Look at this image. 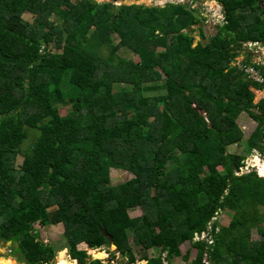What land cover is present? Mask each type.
<instances>
[{
	"label": "trees",
	"instance_id": "trees-1",
	"mask_svg": "<svg viewBox=\"0 0 264 264\" xmlns=\"http://www.w3.org/2000/svg\"><path fill=\"white\" fill-rule=\"evenodd\" d=\"M217 1L222 26L195 43L192 27L206 18L192 5L0 0V240L18 241L29 264L55 258L38 223H62L79 264H89L79 244L100 249L111 238L134 263L130 236L143 252L162 248L147 264L187 241L194 264H264V161L238 175L247 157L228 149L244 141L238 121L249 113L258 127L246 141L264 153V85L237 64L245 44L264 46V0ZM114 33L138 62H115ZM114 170L133 178L114 185ZM136 208L143 214L132 218ZM204 232L214 245L195 240Z\"/></svg>",
	"mask_w": 264,
	"mask_h": 264
},
{
	"label": "rangeland",
	"instance_id": "rangeland-1",
	"mask_svg": "<svg viewBox=\"0 0 264 264\" xmlns=\"http://www.w3.org/2000/svg\"><path fill=\"white\" fill-rule=\"evenodd\" d=\"M100 3L104 2H111V0H96ZM146 4L148 7L151 6H160V5H168L170 3L175 4H185V5H192L200 15L206 18V21L204 24L200 23L196 26H193V32L191 35L195 39V43H198L199 41H202L203 43H206L208 41H211L213 37L217 34L218 30L222 26V22L220 20L223 19V7L219 4L217 0H117L114 4L116 5H142ZM23 17L28 21H33L34 16L30 12L24 13ZM52 19L55 20L59 24H63L64 19L63 16L54 13L52 15ZM203 26L204 33L206 35L205 39L203 40L200 36V27ZM111 40L115 46H118L121 42V37L114 33L111 35ZM50 49L52 51H61L60 48L56 47L55 43H53L50 46ZM246 53H249L251 56V60L254 62L258 55H262V52L259 51V47L250 46L249 48L245 49ZM159 52L164 51L163 48L158 49ZM253 51V52H252ZM262 51H264V48H262ZM97 52L99 54H102L101 56L104 58H107L109 56V50H105L104 48L97 49ZM240 54H243L241 52ZM120 59H126L131 60L134 62H138L139 56L132 52L131 49L127 47L118 46V48L115 51L114 54V60L115 62H118ZM240 62L245 61L246 58L241 55L239 57ZM164 78V76H163ZM164 80H161L159 84H162ZM121 89H127L124 85H118ZM129 88L131 86H128ZM158 95L160 94V91L152 92L147 95ZM262 98H264V90L260 91V95L257 96V102H259ZM67 108L64 107L62 109V114H66ZM255 113H259L258 109L253 110ZM239 125L243 129L244 132V141L241 142L238 145L230 146L229 152L234 154H239L242 156L247 157L246 159V167L243 168L241 173H238V175L243 174H250L254 170L258 169L257 165H259V160L264 161V153L261 150H255L252 147L248 145V140L253 132L258 127L257 121L249 114V113H243L239 119ZM33 142L31 138H29L25 144L27 146L29 143ZM23 162V157L20 155L18 156L17 163L18 165H21ZM259 163V164H257ZM176 166L175 162H171L168 165V170L174 169ZM133 176L129 172L124 171H113L112 173V180L114 185H118L120 183H124L132 179ZM55 209V207H51L50 210ZM129 214L132 218L140 217L142 216L143 212L141 208H136L134 210H130ZM231 216V213L229 211L222 212L220 214V223L226 224ZM34 231L39 233V240L43 242L44 245H49L54 249L55 258L53 259L52 263L54 264H72V262H75L74 264H78L77 260L73 259L70 250L68 247V242L66 237L64 236L65 228L62 223L56 225V226H42L39 223L34 226ZM210 240V243L212 245L215 244V239L213 238V235L211 233L204 232L201 236H196L195 240H201V241H207ZM260 239V236L258 235V232L254 230L252 234L251 240H258ZM130 245L133 249V255L135 258L134 263L132 264H147V261L143 259L144 255H147L148 258L153 257H159L162 248L160 247H153L149 250H142L140 247H137L134 245V239L130 236L129 238ZM1 249H3L0 246ZM78 249L87 251L88 258L87 262L90 263V259L93 261L100 260L102 264H131L129 262L128 257H123L122 254L118 251L117 247H107L104 246L100 249H90L87 247L86 244H79ZM4 250V249H3ZM181 253L180 255H177L175 257H171L169 260H167V252L163 253V263L162 264H194V261L197 258V249H195L190 241L185 242L180 247ZM7 261V260H6ZM64 261V262H63ZM205 261L208 262L205 258ZM1 262V259H0ZM1 264V263H0ZM3 264H7V262H4ZM10 264H17L15 262H11Z\"/></svg>",
	"mask_w": 264,
	"mask_h": 264
},
{
	"label": "built area",
	"instance_id": "built-area-1",
	"mask_svg": "<svg viewBox=\"0 0 264 264\" xmlns=\"http://www.w3.org/2000/svg\"><path fill=\"white\" fill-rule=\"evenodd\" d=\"M244 46V50L242 51L243 54H239L237 57V64L239 65V67L243 68L245 76L248 77L251 81L259 85H264V51H262V48H264V46L259 42L245 44ZM250 46H258L259 51L262 52V55H258L252 65H244L242 64V61L240 62L239 57L241 55L246 57L245 54L249 53H246L244 51H246L245 49L249 48Z\"/></svg>",
	"mask_w": 264,
	"mask_h": 264
},
{
	"label": "flooded vegetation",
	"instance_id": "flooded-vegetation-1",
	"mask_svg": "<svg viewBox=\"0 0 264 264\" xmlns=\"http://www.w3.org/2000/svg\"><path fill=\"white\" fill-rule=\"evenodd\" d=\"M16 243L19 244L18 248L15 245ZM0 246L4 249L3 250L0 248V259H1L0 263L1 264H3L4 262H7V264H10L11 262H15L17 264H29L26 256L24 255V252L21 250V245L18 241L0 240ZM74 263L75 262H72V264H74ZM50 264H54V263H52V261H51ZM78 264H79V262H78Z\"/></svg>",
	"mask_w": 264,
	"mask_h": 264
},
{
	"label": "water",
	"instance_id": "water-1",
	"mask_svg": "<svg viewBox=\"0 0 264 264\" xmlns=\"http://www.w3.org/2000/svg\"><path fill=\"white\" fill-rule=\"evenodd\" d=\"M142 5L147 6L145 3L142 4ZM118 6H121V5H118ZM160 6H161V7H165V5H160ZM15 245H16L17 248L19 247V244H18V243H16ZM111 246L116 247V245L114 244V241H113L112 238H111ZM91 262H92V259H90V263H91Z\"/></svg>",
	"mask_w": 264,
	"mask_h": 264
},
{
	"label": "crops",
	"instance_id": "crops-1",
	"mask_svg": "<svg viewBox=\"0 0 264 264\" xmlns=\"http://www.w3.org/2000/svg\"><path fill=\"white\" fill-rule=\"evenodd\" d=\"M166 6V5H165ZM224 17V16H223ZM220 21H222V20H220ZM250 80V79H249ZM240 119V118H239ZM238 123H239V121H238ZM240 124V123H239ZM182 246V245H181Z\"/></svg>",
	"mask_w": 264,
	"mask_h": 264
},
{
	"label": "bare ground",
	"instance_id": "bare-ground-1",
	"mask_svg": "<svg viewBox=\"0 0 264 264\" xmlns=\"http://www.w3.org/2000/svg\"><path fill=\"white\" fill-rule=\"evenodd\" d=\"M259 162H260V160H259ZM258 164V163H257ZM262 167H264L263 165H261Z\"/></svg>",
	"mask_w": 264,
	"mask_h": 264
}]
</instances>
